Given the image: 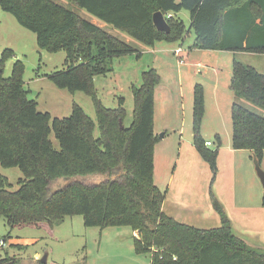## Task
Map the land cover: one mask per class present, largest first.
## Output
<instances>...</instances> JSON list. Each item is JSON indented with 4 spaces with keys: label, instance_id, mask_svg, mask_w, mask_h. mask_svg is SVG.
Segmentation results:
<instances>
[{
    "label": "trees",
    "instance_id": "16d2710c",
    "mask_svg": "<svg viewBox=\"0 0 264 264\" xmlns=\"http://www.w3.org/2000/svg\"><path fill=\"white\" fill-rule=\"evenodd\" d=\"M69 1L145 45L183 41L188 29L177 13L185 9L196 47L264 54V0ZM0 7L35 33L39 48L65 52L64 66L48 77L58 88L89 95L96 117L94 121L76 103L68 116L39 111L24 87L23 62L16 60L10 75L4 76L3 64L14 51L6 48L0 53V165L18 167L23 174L15 190L0 174V218L9 227L40 222L53 226L65 216L80 214L85 226L131 227L135 252L148 253L151 264H264V247L251 246L234 231L211 190L218 226L188 224L162 209L165 191L153 181L152 160L159 73L148 68L141 84L132 88L131 118L122 98L117 107H107L94 87V78L111 70L113 58L135 53V48L53 0H0ZM157 10L170 13L165 16L168 32L156 29L152 15ZM229 87L231 146L250 150L260 161L264 116L239 100L264 109V73L234 58ZM203 114V87L196 84L193 140L215 174L217 149L208 148L200 136Z\"/></svg>",
    "mask_w": 264,
    "mask_h": 264
},
{
    "label": "rangeland",
    "instance_id": "374dc122",
    "mask_svg": "<svg viewBox=\"0 0 264 264\" xmlns=\"http://www.w3.org/2000/svg\"><path fill=\"white\" fill-rule=\"evenodd\" d=\"M53 1L62 4L60 0ZM65 4L62 5L74 9L71 4ZM178 17L188 29V11L181 10ZM130 38L127 43L136 52L113 58L111 70L94 78V87L97 97L107 107H117L122 98L127 118H131L132 88L141 84L143 71L153 66L158 70L152 160L153 181L165 191L162 208L188 224L204 228L218 226L219 215L210 201L211 190L225 208L234 231L251 246L264 247V189L255 169V157L250 150L231 146L233 98L229 80L233 54L224 50L197 51L192 44V30L186 32L183 41L156 43L155 46L162 48L161 52ZM177 47L185 53L189 51L190 57L185 54L180 60L174 53ZM6 48L12 49L14 55L5 60L3 75L9 76L13 63L22 61L24 87L29 90V98L37 102L39 111H47L52 117L68 116L76 103L96 121L89 95L80 90L58 88L48 77L64 66L65 52L39 48L35 33L0 7V53ZM158 54L161 58L156 60ZM235 58L264 73V55L245 52L236 54ZM196 84L203 87L204 95L200 136L203 141L211 142L208 148L217 149L215 174L199 155L193 140L192 106ZM247 107L264 116L263 108L251 102ZM51 139L57 146L53 135ZM259 165L264 170V151ZM0 174L8 179L11 190L18 188V179L23 177L18 167L0 165ZM0 239L5 241L0 247L4 264H151L148 253L135 252L131 227L85 226L80 214L65 216L53 226L40 222L18 224L13 228L1 217ZM44 256L46 262L41 261Z\"/></svg>",
    "mask_w": 264,
    "mask_h": 264
},
{
    "label": "crops",
    "instance_id": "0c3cea01",
    "mask_svg": "<svg viewBox=\"0 0 264 264\" xmlns=\"http://www.w3.org/2000/svg\"><path fill=\"white\" fill-rule=\"evenodd\" d=\"M59 2H61L62 4H65V3H67V4H65V5H67V6H70V4H71V6L74 8V9H76V12L78 13V15L81 17V18H84L85 20H87V21H89V22H91V23H93V24H95V25H97V26H99V27H101V28H103L104 30H106L107 32H109V33H111V34H113V35H115V36H117V37H119L120 39H121V37L122 38H124V41L125 42H127V41H130L131 40V38L130 37H132V36H130L127 32H125V31H123V30H121V29H119V28H115L114 26H112V25H110V24H108V23H106L105 21H103V20H101V19H99L98 17H96V16H94V15H92L91 13H89L88 11H86L85 9H83V8H78L73 2H71V1H69V0H60ZM65 2V3H64ZM69 4V5H68ZM181 13V11H179L178 13H177V16L179 15ZM168 15H170V13H168L167 15H165L164 14V16H168ZM188 15H189V13H188ZM189 24H190V17H189ZM186 26V25H185ZM192 29H190L189 28V26H188V32H190ZM124 35V36H123ZM133 38V37H132ZM140 42V41H139ZM159 42H162V41H156L153 45H145V44H143L142 42V45H145V46H147V47H151V50H157V51H155V52H158V51H160L161 52V50H162V48L161 47H157V46H155L156 45V43H159ZM194 43H195V36H194V40H193V47H195L196 49H197V51H206V49H201V48H198V47H196L195 45H194ZM178 48V47H177ZM150 49V48H149ZM176 49V48H175ZM224 51H228V50H224ZM186 51H184L183 50V54L185 55L186 54V56L189 58L190 57V52L188 51L187 53H185ZM229 52H231L232 54H233V56H232V61H233V59L235 58V56H236V54H239V53H245V52H242V51H229ZM246 53H249V52H246ZM249 54H252V53H249ZM254 55H258L259 53H253ZM262 55H264V54H262ZM160 56H159V54L158 55H156V57H155V59L156 60H159L160 58H159ZM231 65H232V62H231ZM154 67V66H153ZM155 69H156V67H154ZM157 70V69H156ZM157 72H158V70H157ZM159 73V72H158ZM160 75V74H159ZM230 75H231V73H230ZM230 88V87H229ZM231 91V90H230ZM232 92V91H231ZM155 96V95H154ZM232 98H233V93H232ZM240 102L244 105V106H246L247 107V105L250 103L249 102V100H247V99H245V98H240ZM154 103H155V97H154ZM154 122H155V116H154V121H153V128H154ZM231 135H232V131H231ZM162 136V135H161ZM218 136V138H219V135H217ZM217 169H218V167H217ZM164 202V201H163ZM162 207H163V204H162ZM163 210H164V208H162ZM226 211V210H225Z\"/></svg>",
    "mask_w": 264,
    "mask_h": 264
},
{
    "label": "water",
    "instance_id": "95a60500",
    "mask_svg": "<svg viewBox=\"0 0 264 264\" xmlns=\"http://www.w3.org/2000/svg\"><path fill=\"white\" fill-rule=\"evenodd\" d=\"M152 20H153V23H154L156 29H158L160 31H164V32L169 31V29H170L169 25H168L166 18H165L162 11H160V10L155 11L152 15ZM254 164H255V169H256L257 175L260 178L263 189H264V170L260 167L259 161L257 158L254 159ZM41 261L46 262V256L41 258ZM8 264H13V263L10 262Z\"/></svg>",
    "mask_w": 264,
    "mask_h": 264
},
{
    "label": "built area",
    "instance_id": "2783aa9c",
    "mask_svg": "<svg viewBox=\"0 0 264 264\" xmlns=\"http://www.w3.org/2000/svg\"><path fill=\"white\" fill-rule=\"evenodd\" d=\"M174 53L180 58H183L184 54H183V49L181 47H178L174 50ZM206 145H210L211 142L210 141H206L205 142ZM3 245H5V241L4 239H0V247H2Z\"/></svg>",
    "mask_w": 264,
    "mask_h": 264
}]
</instances>
